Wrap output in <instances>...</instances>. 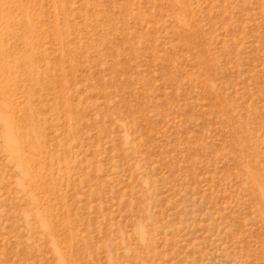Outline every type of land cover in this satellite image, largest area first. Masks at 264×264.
I'll list each match as a JSON object with an SVG mask.
<instances>
[{
  "label": "rangeland",
  "instance_id": "rangeland-1",
  "mask_svg": "<svg viewBox=\"0 0 264 264\" xmlns=\"http://www.w3.org/2000/svg\"><path fill=\"white\" fill-rule=\"evenodd\" d=\"M1 44L0 264H264V0H0Z\"/></svg>",
  "mask_w": 264,
  "mask_h": 264
},
{
  "label": "bare ground",
  "instance_id": "bare-ground-1",
  "mask_svg": "<svg viewBox=\"0 0 264 264\" xmlns=\"http://www.w3.org/2000/svg\"><path fill=\"white\" fill-rule=\"evenodd\" d=\"M0 56H1V58H2V60H4L7 56H6V54H5V50H4V45L3 44H1L0 45ZM1 106L3 107L2 109L4 110L5 109V107H8V106H6V105H3V104H1ZM12 131V130H11ZM13 133V132H12ZM15 133V132H14ZM16 150H19V149H17V147H16Z\"/></svg>",
  "mask_w": 264,
  "mask_h": 264
}]
</instances>
